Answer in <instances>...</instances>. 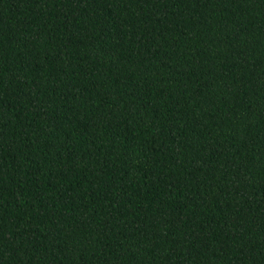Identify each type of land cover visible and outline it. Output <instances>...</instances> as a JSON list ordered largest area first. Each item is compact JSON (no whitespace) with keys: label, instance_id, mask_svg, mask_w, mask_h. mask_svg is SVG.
I'll list each match as a JSON object with an SVG mask.
<instances>
[{"label":"trees","instance_id":"obj_1","mask_svg":"<svg viewBox=\"0 0 264 264\" xmlns=\"http://www.w3.org/2000/svg\"><path fill=\"white\" fill-rule=\"evenodd\" d=\"M0 264H264V0H0Z\"/></svg>","mask_w":264,"mask_h":264}]
</instances>
